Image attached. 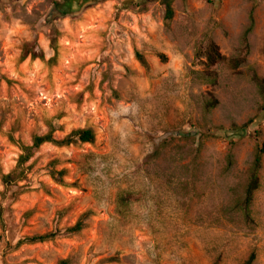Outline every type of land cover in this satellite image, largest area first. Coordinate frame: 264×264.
<instances>
[{
  "label": "rangeland",
  "instance_id": "obj_1",
  "mask_svg": "<svg viewBox=\"0 0 264 264\" xmlns=\"http://www.w3.org/2000/svg\"><path fill=\"white\" fill-rule=\"evenodd\" d=\"M64 1L0 0V264H264V154L243 210L264 150V0H172L170 21L169 0ZM51 126L96 142L45 144L7 190Z\"/></svg>",
  "mask_w": 264,
  "mask_h": 264
},
{
  "label": "trees",
  "instance_id": "obj_2",
  "mask_svg": "<svg viewBox=\"0 0 264 264\" xmlns=\"http://www.w3.org/2000/svg\"><path fill=\"white\" fill-rule=\"evenodd\" d=\"M172 0L166 1L165 5L167 8V15L166 19L167 21L172 20L173 18V10H172ZM204 55L208 59V66L214 67L218 63L224 61V58L219 53V48L215 44H211L206 51L204 52ZM37 56H34L36 58ZM141 62L147 66L146 61L144 58L140 56ZM255 82L260 88L261 94L264 96V80H261L258 77H255ZM217 103V102H215ZM216 104L209 106V108L214 107ZM55 132V128L51 126V130L47 135L44 136H35L33 139L32 146H25L21 145V155L18 160L17 167L14 171L7 175L2 176V183L3 186L10 190L13 186H18L20 182L27 180V171L28 168H26V165L31 161V159L34 157L35 153L45 144H53L58 147H66L71 146L74 144H95L96 142V135L95 132L92 129H83V130H76L73 131L70 135H68L64 140L58 141L55 140L53 137V134ZM264 154V150L261 151L255 158L250 180L248 183V186L246 188V194H245V200L243 204V210L245 212V215L249 217L250 215V207L252 205L254 195L259 190L260 187V179L258 176V172L261 169L262 165V155ZM64 172H60L57 175L63 176ZM53 177L56 180V173L52 174ZM58 181V180H56ZM23 189V188H21ZM84 219V218H83ZM84 229L83 220H80L75 227H73L70 232L71 233H77L81 232ZM55 237V234H49L45 236H40L36 238H32L28 240L29 243L36 244V243H45ZM256 261V254L253 253L249 259L245 262V264H254Z\"/></svg>",
  "mask_w": 264,
  "mask_h": 264
},
{
  "label": "flooded vegetation",
  "instance_id": "obj_3",
  "mask_svg": "<svg viewBox=\"0 0 264 264\" xmlns=\"http://www.w3.org/2000/svg\"><path fill=\"white\" fill-rule=\"evenodd\" d=\"M86 3V0L82 2L80 0H72L71 6H67L66 0L64 1V9L65 11H69L70 13L77 12L81 10L82 6Z\"/></svg>",
  "mask_w": 264,
  "mask_h": 264
},
{
  "label": "water",
  "instance_id": "obj_4",
  "mask_svg": "<svg viewBox=\"0 0 264 264\" xmlns=\"http://www.w3.org/2000/svg\"><path fill=\"white\" fill-rule=\"evenodd\" d=\"M67 6H71L72 0H66Z\"/></svg>",
  "mask_w": 264,
  "mask_h": 264
}]
</instances>
